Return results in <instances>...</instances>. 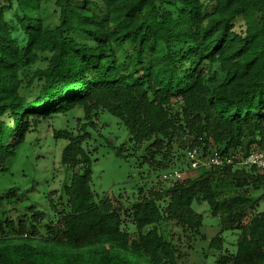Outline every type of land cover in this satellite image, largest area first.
I'll use <instances>...</instances> for the list:
<instances>
[{"label": "trees", "instance_id": "1", "mask_svg": "<svg viewBox=\"0 0 264 264\" xmlns=\"http://www.w3.org/2000/svg\"><path fill=\"white\" fill-rule=\"evenodd\" d=\"M42 1L0 4V172L43 119L76 107L91 125L92 115L106 111L133 142L153 140L149 147L163 160L153 150L142 162L157 168L171 160L180 135L203 155L246 156L264 146V0H55L51 28ZM13 9L22 46L5 19ZM41 58L45 67L32 71ZM52 134L68 141L61 160L72 168L62 194L51 198L57 217L47 221L33 204L12 215L11 190L0 193V264H178V241L158 225L198 233L194 202L220 218V234L209 243L217 264H264V209L247 218L264 191L220 197L231 186L264 189V173L189 164L186 177L124 207L96 199L85 134ZM127 217L135 233L124 229ZM229 230L239 231L234 253L221 252Z\"/></svg>", "mask_w": 264, "mask_h": 264}, {"label": "rangeland", "instance_id": "2", "mask_svg": "<svg viewBox=\"0 0 264 264\" xmlns=\"http://www.w3.org/2000/svg\"><path fill=\"white\" fill-rule=\"evenodd\" d=\"M3 2L4 0H0V4ZM54 2L55 0H43L39 8L46 28L58 24L59 15ZM18 14L20 11L17 9L7 10L5 19L13 30L14 38L22 46L25 36L16 20ZM78 39L81 40L79 37ZM45 65L46 61L41 58V61L31 69L34 71ZM222 77L220 74L219 79ZM92 119L93 125L85 119L82 108L76 107L43 119L35 130L27 134L25 142L18 148L7 170L0 172V193L7 194L10 190L12 192L8 196L9 202L6 203L9 209L14 206L11 210L12 215H15L16 209L23 212L26 204H33L36 210H42L47 214V221L55 220L57 217L52 209V203L55 202L53 199L56 200L62 194L64 185L69 183L72 168L61 160L62 150L68 141L64 138H54L52 134L54 129L69 130L75 135L85 134L82 145L92 159L91 187L98 201L109 197L114 203L128 207L152 188L171 186L174 181L165 178V174L177 171L182 173L183 177L188 175L189 160L186 153L188 136H176L170 147L171 160L157 168L142 162L143 156L151 155L153 150H156L155 158L163 160V152H160L159 148L149 147L153 140L141 144L133 142L122 122L106 111L92 115ZM111 143L114 147L110 145ZM118 147L123 149L121 155L116 153ZM237 191L258 195L264 189H253L251 185L239 188L231 186L221 192L220 197ZM193 209L202 216V226L198 233L188 231V234H184L173 222L171 224L162 222L158 228L168 240L173 237L178 241L182 254L178 264H217V254L209 248V243L213 237L220 234V218L211 214L205 202H194ZM263 209L264 198L251 210L247 218ZM124 220V229L135 233V226L129 217ZM221 235L224 239V250L221 252L234 253L239 231L229 230Z\"/></svg>", "mask_w": 264, "mask_h": 264}, {"label": "built area", "instance_id": "3", "mask_svg": "<svg viewBox=\"0 0 264 264\" xmlns=\"http://www.w3.org/2000/svg\"><path fill=\"white\" fill-rule=\"evenodd\" d=\"M192 143L188 142L186 145V153L188 156L191 168L199 167H223L232 165L234 168H255L257 171L264 173V146H256L246 156L237 155L236 153L221 154L213 151L210 154L203 155L200 148L191 146ZM166 175V176H165ZM164 177L171 180H179L182 177L180 172H170L165 174Z\"/></svg>", "mask_w": 264, "mask_h": 264}]
</instances>
